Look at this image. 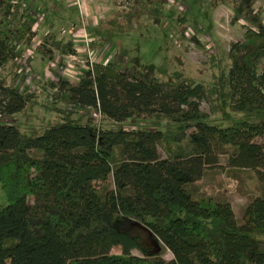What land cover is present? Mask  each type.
Listing matches in <instances>:
<instances>
[{
    "label": "trees",
    "instance_id": "trees-1",
    "mask_svg": "<svg viewBox=\"0 0 264 264\" xmlns=\"http://www.w3.org/2000/svg\"><path fill=\"white\" fill-rule=\"evenodd\" d=\"M122 1L101 27L125 30L143 19L159 26L169 5ZM226 1L229 24H241L243 34L228 48L225 101L230 112L261 115L262 124L208 122L200 110L202 102L213 107L206 85L181 72L170 80L146 76L117 51L107 63L84 69L76 83L51 68L56 82L46 84L44 107L57 123L38 136L0 124V264H264V7H255L264 0ZM37 21L21 0H0L1 119L38 104L36 91L17 87L25 67L18 59L32 45ZM176 21L183 38L186 17ZM104 45L96 38L89 47ZM35 52L48 63L60 57L59 66L76 53L72 39L52 28ZM153 119L177 129L101 126ZM221 157L240 186L245 178L257 183L240 220L227 199L197 185L221 168ZM130 223L147 228L158 248L121 230ZM164 251L172 258L164 259Z\"/></svg>",
    "mask_w": 264,
    "mask_h": 264
},
{
    "label": "rangeland",
    "instance_id": "rangeland-1",
    "mask_svg": "<svg viewBox=\"0 0 264 264\" xmlns=\"http://www.w3.org/2000/svg\"><path fill=\"white\" fill-rule=\"evenodd\" d=\"M95 1V0H93ZM103 0H96L101 4ZM176 5H168L163 14L159 26L143 19L141 24L125 30H113L105 28L104 19L102 26L97 31L91 29V38L107 39L113 46V49L119 53L123 61L129 65L136 66L146 76H155L160 80L172 79L174 73L181 72L186 78L195 82H201L211 91L212 106L209 107L205 102L200 104V110L207 115L208 122L222 127L232 126L234 123H249L255 125L262 124V116L259 114H244L230 112L225 101L226 88L222 82L226 78L229 67L228 48L231 43L239 42L242 39L243 27L241 24L231 26L230 5L226 0H176ZM22 4H27V0ZM57 17L60 23H56V32H61L59 27L68 30L72 23H79L77 9L66 10L62 2H57ZM106 5L109 7L108 15L123 5L122 0H108ZM225 6V7H224ZM263 6L264 3L258 2L255 7ZM173 17H168L171 14ZM49 15L50 12H45ZM56 14V13H55ZM186 17V27L190 28L198 35L197 39L205 38L210 42V53L204 46H191L180 48L177 37L170 38L168 31L162 27V23H168L169 28L179 34L177 16ZM52 18V17H50ZM49 20V19H47ZM64 37H67L64 35ZM183 41V40H182ZM30 46L28 50H31ZM36 55L35 52L31 51ZM33 62V59H32ZM44 62V61H43ZM62 68L76 72L82 69V66L75 62L62 60ZM75 63V64H74ZM51 67V66H50ZM57 74L59 64H53ZM34 74L38 77L35 86L39 89L37 96V106L27 109L21 114L14 115L8 119H1L0 124H9L17 126L21 132L29 136H38L46 128L57 123L58 119L55 113L50 112L44 105L47 103L46 94L48 93L47 83L50 80L45 79L46 67L42 70H35ZM69 72V71H68ZM53 74V73H52ZM59 75V74H58ZM53 82L56 77L53 75ZM49 103V102H48ZM93 122L98 124L99 117L94 116ZM102 127L119 130H141V129H158L163 132L175 131L177 126L166 119L126 121L120 125L101 123ZM221 168L207 174V176L197 185L200 190L211 197L217 199H227L233 208L237 219L243 216L244 208L248 203V195L258 193L257 183L255 180L247 178L242 180V186L236 179L231 178L226 170V158H220ZM247 195L245 196V194ZM121 230L132 237H137L139 242L146 248L155 251L157 242L150 231L136 223H130ZM112 253L120 252V249L114 248ZM134 254L138 252L134 251ZM163 258L169 260L172 258L168 251H164Z\"/></svg>",
    "mask_w": 264,
    "mask_h": 264
},
{
    "label": "built area",
    "instance_id": "built-area-1",
    "mask_svg": "<svg viewBox=\"0 0 264 264\" xmlns=\"http://www.w3.org/2000/svg\"><path fill=\"white\" fill-rule=\"evenodd\" d=\"M178 2L176 0H168V4L169 5H176ZM37 25L35 24L34 27L32 28V30H35V27ZM162 27H165V30L168 31L170 38L173 37H177V41L179 43V47L180 48H187V47H191V46H196V44L192 41V38L196 37L198 38L197 34L195 33V31H193L192 29L188 28L186 29L182 36L183 38H180V33L178 35H176V31L174 29L169 28L168 23L164 22L162 23ZM86 25L82 24L81 27L74 29L70 35H71V39L73 42V47L75 49V54L74 55H68L63 57V60H66L67 62H75L77 65H80V67L82 66V69L77 70L76 72H74L73 70H67L65 68H62V66H60L59 68V76L65 80H67L69 83H76L80 77L82 76L83 70L84 69H91L93 64H104L107 63L108 60H110V58H112L115 54V51L113 49V46L109 43V42H105L104 47L97 52H93L91 51L89 44L91 42L89 34L86 31ZM65 32L62 31L61 34L63 35ZM183 40V41H182ZM199 44L205 49H207V51L210 53V42L205 39V38H201V39H197ZM37 45H34V47L36 48ZM34 48V49H35ZM33 49V50H34ZM30 57L29 55H27L26 53L21 57L22 59H18V63L25 66L23 68H21L19 70V72L23 71L22 74L24 76V81L23 82H19L17 84L18 89L21 90L24 86H27L30 88L31 91H36V93H39V89H37V87L35 86L34 82H38L39 79L38 77L34 74L33 70H32V66L28 67L26 65V60L27 58ZM60 63V57H57L53 63H49L50 65L47 66L46 70H45V76H46V80L48 78V80L53 81V74L51 72V67L53 64H59ZM74 63V64H75ZM51 66V67H50ZM69 71V72H68ZM56 81V80H55ZM39 83V82H38ZM20 87V88H19Z\"/></svg>",
    "mask_w": 264,
    "mask_h": 264
},
{
    "label": "crops",
    "instance_id": "crops-1",
    "mask_svg": "<svg viewBox=\"0 0 264 264\" xmlns=\"http://www.w3.org/2000/svg\"><path fill=\"white\" fill-rule=\"evenodd\" d=\"M23 1L25 0H21V4ZM95 1L93 0H27V4H22L24 8L28 9L31 13L36 14L38 18V21L36 23L37 26L35 27V30H34L35 38L32 42L31 50H28L30 46L24 48L25 53L29 55L30 57H32L33 59L32 67L35 70H38V69L42 70L43 68L45 67L47 68V66L50 65L48 62L40 59V57L37 54L32 55L33 53L31 51L35 52L34 45H38L40 43L42 36L49 29L52 28L55 31L56 23L58 24L60 23L59 21L60 17L59 16L57 17L58 6L56 5V3L62 2L66 10L78 8L77 15H78L79 23L75 24L71 22V26L67 28L68 30H65L64 28L59 27L61 32L62 31L65 32L63 35L60 32V35L63 37L64 35H66L68 38L71 39V35H70V33L72 32L71 30L79 28L82 26V24H85L86 29H87L86 31L89 34L90 40L92 41L96 39V37L94 39L91 38V29L96 31L97 28L101 27L102 25L101 22L105 18V16L106 15L109 16L108 15L109 7L106 5L108 0H103L101 4H97ZM74 6H77V8ZM45 12L47 13L50 12V14L46 15ZM230 14H231V10H230ZM97 39H101V41L103 42L106 41V39H102V38H97ZM91 51L92 53L93 52L95 53L98 50L97 51L91 50Z\"/></svg>",
    "mask_w": 264,
    "mask_h": 264
}]
</instances>
